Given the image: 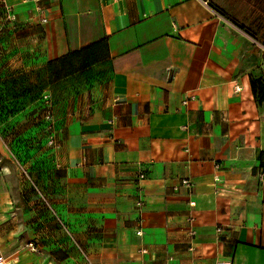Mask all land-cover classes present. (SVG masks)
Instances as JSON below:
<instances>
[{"label":"crops","instance_id":"crops-1","mask_svg":"<svg viewBox=\"0 0 264 264\" xmlns=\"http://www.w3.org/2000/svg\"><path fill=\"white\" fill-rule=\"evenodd\" d=\"M263 41L264 0H0V257L264 264Z\"/></svg>","mask_w":264,"mask_h":264},{"label":"built area","instance_id":"built-area-1","mask_svg":"<svg viewBox=\"0 0 264 264\" xmlns=\"http://www.w3.org/2000/svg\"><path fill=\"white\" fill-rule=\"evenodd\" d=\"M30 1H34L35 3L39 4V2H40L41 0H30ZM4 9H5V11L7 12V18H8L9 20H14V19H15V15L12 13L10 7L5 6ZM42 21L44 22L45 19H42ZM234 90L237 92V91L239 90V88H238V87H235ZM43 98L46 99V104L49 106V105H50V100H49L48 96H47L46 94H44V95H43ZM186 103H187V101H184V102H183V104H186ZM46 112H47V114H46V116H45L46 120H47V121H51V120H52V117H53L52 112H50V110H47ZM49 129H51V127H49ZM47 142H48V144L51 145V146H53V145L55 144L52 134L49 135ZM139 178H140V179H143V175L140 174V175H139ZM263 178H264V170H262V171H260V172L258 173V179H261V180H262ZM181 182H182L181 185L184 186L185 188H187V189H192L193 183H192V181H190L189 179H182ZM193 204H194L193 201L188 203L189 207H192ZM142 205H143V201H142L141 199H139V200L136 202V206H137L138 208H141ZM188 220H189V222H192V221H193V217H189ZM218 231H220V230H218ZM141 233H142V232H141L140 230L137 231V234H141ZM194 234H195V231H194V230H190V232H189V236H190L191 238L194 236ZM31 247H33V245H31ZM34 249H35V248H34ZM188 250L193 251V247L190 246ZM0 264H8V262H6V260H4V259H2V258L0 257ZM216 264H230V263H229V262H223V263H216Z\"/></svg>","mask_w":264,"mask_h":264},{"label":"rangeland","instance_id":"rangeland-1","mask_svg":"<svg viewBox=\"0 0 264 264\" xmlns=\"http://www.w3.org/2000/svg\"><path fill=\"white\" fill-rule=\"evenodd\" d=\"M5 106V104H4ZM21 136L19 134H14L12 135V139H11V143L9 144L7 143V128H6V118L5 119H0V158H1V166H3L4 164L8 166L9 168V158H12V160H14V162L17 164V162H21L20 159V145H21ZM9 137V136H8ZM10 147V150L12 152V154L14 156H16L18 159H16V157H12L9 156L8 158V148Z\"/></svg>","mask_w":264,"mask_h":264},{"label":"trees","instance_id":"trees-1","mask_svg":"<svg viewBox=\"0 0 264 264\" xmlns=\"http://www.w3.org/2000/svg\"><path fill=\"white\" fill-rule=\"evenodd\" d=\"M262 44L264 46V41L262 42ZM251 87H252V91L257 96V99L260 102V100L262 99L263 93H264L263 85L260 84V83H256L255 81H252ZM46 95L48 96V98L50 100V105L48 106L46 104V99L43 98V96H42V98L44 100V104H45V111L50 110V112H52V114H54V112H53V102L51 101V98L49 97V95L48 94H46ZM4 108H5V106H4Z\"/></svg>","mask_w":264,"mask_h":264}]
</instances>
